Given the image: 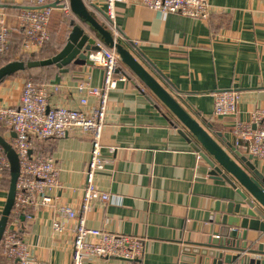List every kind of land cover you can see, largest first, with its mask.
<instances>
[{
  "label": "crops",
  "instance_id": "crops-1",
  "mask_svg": "<svg viewBox=\"0 0 264 264\" xmlns=\"http://www.w3.org/2000/svg\"><path fill=\"white\" fill-rule=\"evenodd\" d=\"M85 2L98 20L109 26V21L98 10H106L105 1ZM208 2L212 7L209 19L201 20L174 13L162 14L141 5L138 0H126L116 6L118 37L252 174L222 138L234 145V124L249 122L257 111L264 113V1ZM29 5L30 0H0V17L11 29L12 44L19 43V52L23 32L18 16ZM61 15L60 11H54L52 16V44L46 47L48 54L59 53L66 44V41L54 42L56 34L60 33ZM75 19L71 22L78 23ZM71 29L66 32V40ZM64 69L68 72L63 73L57 67L43 71L48 75L39 84L60 86L59 92L51 93L50 106L62 105L86 112L95 109L99 103L94 97L88 98L87 105H80L86 95L78 88L88 78L91 86L102 87L104 69L91 66L88 61L85 66L71 64ZM117 75L125 80H119L109 93L101 138V155L108 162L96 176L97 186L115 200L107 204L94 202L86 222L88 227L143 238L144 254L135 261L92 259L84 264H193L191 256L187 258L182 254L185 243L207 240L213 221L218 219L214 210L216 203L224 201L231 190L223 182L210 178L207 164L181 135L184 127L122 62ZM26 80L23 76H12L1 83L0 104L17 106ZM220 90L240 92L234 117L214 115L213 94ZM215 133L222 134V138ZM7 136L13 139L11 132ZM91 151L92 136L80 131L39 144V152L53 157L59 169L62 188L57 195L60 202L76 211L81 209ZM238 151L244 156L250 155L243 149ZM251 163L264 176V160L254 157ZM8 190L2 175L0 218ZM55 220L66 224L67 231L61 236L53 232ZM75 225L76 221L57 212L37 209L31 219L13 228L29 243L34 258L71 264Z\"/></svg>",
  "mask_w": 264,
  "mask_h": 264
},
{
  "label": "built area",
  "instance_id": "built-area-1",
  "mask_svg": "<svg viewBox=\"0 0 264 264\" xmlns=\"http://www.w3.org/2000/svg\"><path fill=\"white\" fill-rule=\"evenodd\" d=\"M86 1V0H84ZM109 28L119 39L116 29V6L126 0H104ZM264 1V0H262ZM138 2L162 14L174 13L195 19L207 20L211 13L208 0H138ZM54 11L71 15L69 0H30L19 16V27L23 32L21 53L34 55L42 51L51 39L50 23ZM11 29L0 17V57L6 55L11 46ZM91 66L104 69L102 87H93L89 78L82 81L78 90L86 97L80 100L85 106L89 97L98 100V106L90 112L66 106H50L52 92H59V85L38 84L24 81L20 102L17 106L0 104V121L15 133L11 144L19 156L20 174L17 181L15 205L8 226L3 234L0 248L7 264H56L41 261L31 255L30 245L16 228L19 222L31 219L32 212L47 209L59 213L68 220L76 221L72 243V263L84 264L86 260L109 261L112 259L135 261L144 254V239L134 235L104 231L87 226V215L94 202L104 204L115 200L96 184V176L105 169L107 160L101 155V138L105 127L109 93L124 77H117L121 60L115 49L102 47L88 57ZM214 115L234 117L241 98L237 90H220L214 94ZM80 131L92 136V151L85 171V186L82 191L80 211L62 204L57 195L62 188L59 169L53 157L36 151L38 144L63 139L71 132ZM234 146L243 149L255 158L264 160V113L252 114L249 122L237 121L233 127ZM10 163L0 146V176ZM10 223V224H9ZM10 225V227H9ZM56 236L67 231L66 224L55 220L52 225Z\"/></svg>",
  "mask_w": 264,
  "mask_h": 264
},
{
  "label": "water",
  "instance_id": "water-1",
  "mask_svg": "<svg viewBox=\"0 0 264 264\" xmlns=\"http://www.w3.org/2000/svg\"><path fill=\"white\" fill-rule=\"evenodd\" d=\"M69 3L78 23L71 22L72 29L61 51L45 60L6 64L0 68V84L26 69L55 66L66 73L68 70L64 68L71 64L85 66L91 52L100 51L102 47L115 49L121 62L186 129L187 132L182 129L180 133L207 164L210 178L223 182L231 190L224 201L218 200L216 203L214 210L218 219L213 221L207 240L203 243H185L183 256H191L193 264H264V176L251 163L254 157L244 156L226 138H222V134L215 133L245 163L252 172L250 174L218 142L214 133L196 120L137 60L122 40L115 38L109 26L98 20L84 0H69ZM98 10L108 20L105 11ZM208 127L212 129L210 125ZM12 138H16L15 133H12ZM0 146L10 163V185L0 218L1 243L15 205L20 160L12 144L1 135Z\"/></svg>",
  "mask_w": 264,
  "mask_h": 264
},
{
  "label": "trees",
  "instance_id": "trees-1",
  "mask_svg": "<svg viewBox=\"0 0 264 264\" xmlns=\"http://www.w3.org/2000/svg\"><path fill=\"white\" fill-rule=\"evenodd\" d=\"M71 15L74 17L73 13ZM10 38H11V34H10ZM48 44H49V42L47 43V45ZM47 45L39 53L34 54V55H30V54H25V53L19 52V50H18L19 49L18 48L19 43H17V45H16L15 43L12 44V42H11V46H10V49H9L8 53L6 55L0 57V68H2L3 66H5L8 63L14 62V61H23V62L27 63V62H30V61L45 60V59L52 58L58 52L48 54L47 53L48 49L46 48ZM53 67H55V66H47V67H40V68H34V69H26L25 71L17 72L15 74H13L12 76H23L26 79H27L28 76H31V77H33V80L35 81V83L39 84V83H41L42 80H44V78H47V75H48V74L43 73V71L44 70L47 71V70H49L50 68H53ZM12 76H10V77H12ZM8 132H9V129H7L4 126V124L0 121V135L5 137L11 143L10 138L7 136ZM35 150L39 151V144L37 145ZM2 175L5 177L6 184L9 187V185H10V171L7 170ZM0 264H7L5 258L2 256L1 248H0Z\"/></svg>",
  "mask_w": 264,
  "mask_h": 264
},
{
  "label": "rangeland",
  "instance_id": "rangeland-1",
  "mask_svg": "<svg viewBox=\"0 0 264 264\" xmlns=\"http://www.w3.org/2000/svg\"><path fill=\"white\" fill-rule=\"evenodd\" d=\"M72 18H74L72 15H65L64 13H62V15L60 17L61 23H59V25H58L59 26L58 28H59L60 33L56 34V37L57 38L55 39L54 42L61 43V42H65L66 41V32H67V30L70 27L72 28L71 21L75 19V18L74 19H72ZM57 20H58L57 19V16L55 15L54 22H56ZM62 21H64V22H62ZM50 41H49V44L51 45L52 44V41L51 42ZM27 80H30V81L35 82L33 80V77H31V76H28L27 77Z\"/></svg>",
  "mask_w": 264,
  "mask_h": 264
}]
</instances>
